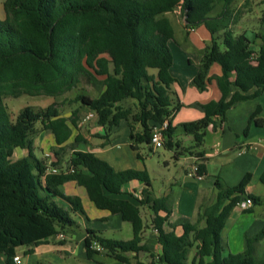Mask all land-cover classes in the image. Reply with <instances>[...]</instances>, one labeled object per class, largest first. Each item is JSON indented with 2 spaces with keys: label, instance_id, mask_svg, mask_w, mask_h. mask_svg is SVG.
Instances as JSON below:
<instances>
[{
  "label": "trees",
  "instance_id": "obj_1",
  "mask_svg": "<svg viewBox=\"0 0 264 264\" xmlns=\"http://www.w3.org/2000/svg\"><path fill=\"white\" fill-rule=\"evenodd\" d=\"M232 2L3 1L5 16L0 19V254L6 264H12L18 246L36 245L73 225L71 213L85 215L80 198L60 190L68 180L83 186L97 208L120 214L132 228L129 239L103 237L98 230L86 229L87 259L102 251L126 263L128 254L136 258L140 252L147 251L140 243L143 220L139 211V205H147L153 213L151 222L157 231L160 251L150 252L149 261L136 259L135 264H264V253L261 257L255 255L257 242L264 238V225L252 236L245 237L244 249L239 253L228 252L221 235L230 210L244 195L249 173L232 187L216 182V199L200 208L198 221L179 218L168 222L167 197L153 194L145 170H115L94 152L75 149L77 143L85 141L78 134L67 142L72 127H77L79 110L84 108L95 114L105 134L124 121L129 129V145L137 150V157H140L141 144L152 150L151 127L164 119L168 120V125L163 146H173L170 118L181 104L170 91L174 78L169 71L173 61L169 43L174 41V29L167 14L179 8L183 26L190 29L203 25L210 34L193 77L195 86L199 90L206 89L212 63H218L222 71L213 76L221 92L220 98L197 104L203 116L183 123L184 132L193 138V145L185 149L190 151L200 146L208 126L215 127V117L223 121L226 110L232 105L264 91V33L256 34L259 41L254 49L243 32L235 33ZM259 20L264 24V9ZM231 72H234L233 79ZM82 77L99 93L95 97L75 94L69 101L76 102L78 107L72 109L69 116L62 115L58 103L52 101L44 107L26 105L12 119L3 102L5 97L22 94L56 97L74 88ZM252 88L255 90L249 92ZM246 130L247 126L244 132ZM38 131H49L53 135L55 145L50 163L33 153V136ZM17 147L27 148L28 154L12 160ZM67 150L69 153L64 160ZM48 164L59 171L46 172ZM198 165L204 173V166ZM131 180L144 184L138 204L114 196ZM246 196L253 203L260 201L258 197ZM55 197L64 199L69 207L58 204ZM199 220H203V225H198ZM165 223L168 228L164 227ZM178 225L182 229L180 233L176 231ZM93 242L98 243L101 250L93 248ZM191 250L194 253L189 259Z\"/></svg>",
  "mask_w": 264,
  "mask_h": 264
},
{
  "label": "crops",
  "instance_id": "obj_2",
  "mask_svg": "<svg viewBox=\"0 0 264 264\" xmlns=\"http://www.w3.org/2000/svg\"><path fill=\"white\" fill-rule=\"evenodd\" d=\"M3 1L0 0V19L5 16ZM263 9L264 0H233L230 4V10L235 17V22L232 25L233 31L235 33L243 32L251 41V48L253 49L259 41L256 34L264 33V24L259 20ZM175 11L176 9L173 12ZM167 16L173 26L169 13ZM175 38L177 41L181 40V43L177 42L178 55H174L172 52L173 61L169 71L174 81L170 85V91L172 92L171 96L181 106L173 112L170 118V123L173 126V146L170 149H174L173 157L182 164L178 177L171 176V179H167V183L178 185L179 188L175 193H173L171 187L160 190L158 194H155L153 189L152 192L155 196L167 197L166 205L170 208L168 222H174L179 218L195 222L198 221L200 208L215 201L218 192L216 182L224 187H232L239 183L245 174L249 173V178L244 185V195L240 197V200L245 198L246 195H251L260 198V201L253 203L247 209H240L234 205L221 231L223 239L231 240L232 238V240L240 242L239 251H242L245 246V237L252 236L264 225V91L256 97L232 105L226 110L223 121L220 120V117H215L216 125L215 127L211 124L208 126L202 144L190 149V151L186 150L185 148H190L193 145V138L191 134L184 132L183 123L203 116V111L197 104L220 98L221 92L213 76L220 75L222 71L218 63H212L208 70V76H211V79L207 82L205 90H199L193 82V77L197 72L204 48L209 43L210 34L203 25L189 30L184 29L182 25L178 33L174 30ZM230 78H234V72L230 73ZM254 90L255 88H252L249 92ZM70 112L61 114L69 116ZM250 115H253L251 119L249 118ZM83 119V117H79L77 127H72V134L67 141L71 142L76 134L85 140L77 143L75 149L94 152L98 157L107 161L115 170H145L148 174L143 160L144 156L140 150L141 145L138 147L140 157H137V150H133L129 145V129L124 121H121L118 126L112 127L105 134L106 132L101 125L93 124V120L96 118L88 121ZM246 126L247 130L244 132ZM44 132H38V135L33 139L34 154L39 146L42 147L39 139ZM46 132L49 143L53 147L55 145L53 135L49 131ZM249 145L252 147L248 148ZM198 151L201 152L199 156L195 155V152ZM27 154V148L17 147L13 150L11 159L17 160ZM38 158H43V156ZM192 162L201 163L204 166V177L201 180H196L188 174L187 167ZM165 163L168 167L167 160H165ZM143 186L144 184L140 181L131 180L122 186L121 193L114 196L126 198L138 204L137 200L142 197L141 190ZM60 190L66 195H74L80 198L85 215L78 212L71 213L74 224L78 228L81 224H84L85 229L96 230L95 227L98 228V225L90 223L100 220L104 226H107L103 229H97L101 235L102 230L111 232L124 226L120 214L97 208L88 197L86 189L75 181H66L60 186ZM54 200L65 208L69 207V204L60 197H55ZM139 211L143 220L140 243L145 245L147 251L140 252L136 258L128 254L129 260L126 263L116 260L101 251L88 259L90 264H135L136 259L149 261L145 255L160 251L151 222L152 211L147 205H139ZM75 216L76 218H74ZM198 225H203V220H199ZM164 227L168 228L167 223ZM66 229L59 232L63 234V238L58 237L59 233H57L47 237L38 245L18 246L15 249V254L20 256V264H36V259L40 257H45L49 259V262H52V256L56 252L60 256H62L61 252H69L72 255L75 252L76 255L86 258L84 247L86 232L77 233L73 245L67 243ZM176 231L178 233L182 231L179 225L176 227ZM230 234H232V237H230ZM231 248L230 251L238 252L233 247ZM27 250L31 251L26 253ZM22 253L25 258H22ZM73 260L75 261L74 258ZM0 264H6L5 257L2 254H0ZM12 264L16 263L13 261Z\"/></svg>",
  "mask_w": 264,
  "mask_h": 264
},
{
  "label": "rangeland",
  "instance_id": "obj_3",
  "mask_svg": "<svg viewBox=\"0 0 264 264\" xmlns=\"http://www.w3.org/2000/svg\"><path fill=\"white\" fill-rule=\"evenodd\" d=\"M169 16L171 17L172 21H173V26H174V30L176 31V33H178L180 31V27L182 25H184V19L180 13L179 8L176 9L175 12L173 13H169ZM180 26V27H179ZM184 29H187V27L183 26ZM189 30V29H188ZM176 39V38H175ZM174 41H170V48L172 50V52L174 53V55H178L179 49L177 42L180 44V41H177V39ZM176 57V56H175ZM177 58V57H176ZM77 93H84L87 94L91 97H95L98 95L99 90H97L94 86H92L91 84L87 83L86 80L82 77L80 79V81L77 83V85L72 88L70 91L64 92L62 95L56 96V97H50V96H46V95H27V94H22L18 97H5L3 99L4 104L7 106V111L10 115V118L14 119L16 114L19 112L20 109H22V107L26 106V105H30V106H34V107H44L47 104L51 103L52 101H56L58 103V107L61 113L63 114H67L69 113V111H71L74 108H77L78 104L76 102H71L69 101L71 98H73L75 96V94ZM87 110H85L84 108H80L79 110V117L80 118H84V116L87 114ZM96 118V116L92 117L91 119ZM90 120V119H89ZM88 121V120H87ZM93 124L96 125V119L93 120ZM37 126H39V124H37ZM76 131V130H75ZM40 132V131H38ZM38 132L36 133V135L33 136L36 137L38 135ZM41 138L40 140V145L42 147L39 146V148H37L35 150V155L37 157L39 156H43L46 152H53L52 146L49 143V139L47 136V132L45 131L43 134H41ZM141 152L143 153V160L144 163L146 164L147 167V171L149 174V178H150V182L152 184V189L153 192L155 194H158V192L160 190H163L165 188H169L171 187V189L173 190V193L177 192L178 190V185H169V183H167V179H171V176H175L178 177L180 170H181V162H177V160L173 157V151L174 149H170L166 146H161L158 148H152L149 149V146L146 144H141V148H140ZM69 153V150L66 151V153L64 154L63 158L64 160L67 158ZM165 160L168 161L169 166H166ZM76 218V216L74 217ZM90 224L93 225H98V228L95 227V229H103L104 226L103 223L100 220L97 221H93ZM124 226L121 229H116L114 231L108 232L105 230L101 231V235L105 236V237H111V238H117V239H129L132 236V228L129 222L124 221ZM263 227V226H262ZM262 229V228H261ZM67 233V243H71V244H75V235L77 233H85L86 229L84 224L80 225V228H78V226L71 225L69 227H67V229L65 230ZM74 231V233H73ZM230 237H232V234H230ZM227 238H225V242L227 244V250L230 253H239L241 251H239L240 249V242H236L234 240H226ZM264 239V238H263ZM40 244V243H38ZM36 244V245H38ZM232 245V246H231ZM231 247H233L234 249L238 250L237 251H230V249H232ZM193 250L190 251L189 253V259H191V257L193 256ZM264 253V240H260L257 242L256 246H255V255L256 257H261ZM61 255L56 252L54 253V256H52V262H49V259L45 258V257H40L37 258L36 264H90V262L88 261V259L80 257L79 255H76V253L74 252V254H70L69 252H61ZM145 257L147 259L150 260V255H145ZM22 258H25V255H23L22 253ZM73 258L75 259V261L73 260Z\"/></svg>",
  "mask_w": 264,
  "mask_h": 264
},
{
  "label": "built area",
  "instance_id": "obj_4",
  "mask_svg": "<svg viewBox=\"0 0 264 264\" xmlns=\"http://www.w3.org/2000/svg\"><path fill=\"white\" fill-rule=\"evenodd\" d=\"M191 29H194V28H191ZM94 116H95V114L93 112H88L84 116L83 120H89ZM167 125H168V120L164 119L162 122L156 123L151 127V132H150V146H151V148L154 149V148H158V147L163 146L164 138H165L164 137V131L167 128ZM251 147H252L251 145L248 146V148H251ZM44 157L48 163H50L53 159L51 152H46L44 154ZM198 164L199 163L192 162L188 165L187 169H188V174L190 176H192L196 180H201L204 177V173L200 171ZM69 170L72 171V168ZM58 171H59V169L57 167L50 166L49 164L46 167V172H58ZM252 204H253V200L249 196H246L242 200L237 201L235 206L239 207L240 209H247ZM153 231L155 233L157 232L155 228H153ZM58 237L63 238V234L59 233ZM92 247L95 248L96 250H101V246L96 242H93ZM12 259L16 264L21 263V258L19 255L15 254Z\"/></svg>",
  "mask_w": 264,
  "mask_h": 264
}]
</instances>
